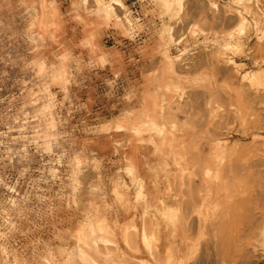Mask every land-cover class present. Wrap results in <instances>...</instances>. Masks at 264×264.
I'll use <instances>...</instances> for the list:
<instances>
[{"label": "rangeland", "instance_id": "1", "mask_svg": "<svg viewBox=\"0 0 264 264\" xmlns=\"http://www.w3.org/2000/svg\"><path fill=\"white\" fill-rule=\"evenodd\" d=\"M110 1L0 0V264H264V0Z\"/></svg>", "mask_w": 264, "mask_h": 264}, {"label": "bare ground", "instance_id": "2", "mask_svg": "<svg viewBox=\"0 0 264 264\" xmlns=\"http://www.w3.org/2000/svg\"><path fill=\"white\" fill-rule=\"evenodd\" d=\"M113 1H114V0H112V1H110V2H113ZM110 2H109V3H110ZM115 2H116V1H115ZM103 3H105V2H103ZM113 3H114V2H113ZM113 3H112V5H113ZM115 4L117 5L118 2H116ZM101 5H105V4H101ZM112 5H110V6L107 5V6H109V7L107 8V6H105V8H107L108 11H110V8H111ZM112 8L114 9V5H113ZM111 10H112V9H111ZM242 11H243V10H242ZM243 13H244V12H243ZM110 14H111V12H110ZM244 15H245V14H244ZM242 16H243V15H242ZM234 64H235V63H234ZM258 77H259V76H258ZM259 79H260V78H259ZM257 87H258V86H257ZM256 90H257V88H256ZM257 91H258L259 93L262 94L261 96H262L263 98H260V97H259V98H260V100H261V99L263 100V99H264V95H263L264 90L261 89V88L259 87V89H258ZM253 95H254V94H253ZM197 98H198V97H197ZM251 98H252V97H251ZM253 98H254V97H253ZM259 98H258V99H259ZM252 101H254V100L252 99ZM256 101L258 102V100L255 98V102H256ZM262 102H263V101H262ZM174 123H175V122H174ZM174 126H175V125H174ZM222 128H223V127H222ZM244 128H246V126H245ZM158 129H159V128H158ZM168 129H169V128H168ZM242 129H243V128H242ZM215 130H216V129H215ZM223 130H224V129H223ZM247 130H249V129H247ZM217 131H218V130H217ZM217 131H215V132H217ZM242 131H243V130H242ZM245 131H246V129H245ZM211 133H212V132H211ZM217 133H218V132H217ZM215 134H216V133H215ZM219 134H221V133H219ZM227 134H228V133H227ZM180 135L183 136L184 133H183V134H180ZM166 138H167V137H166ZM183 139H184V137H183ZM183 139H182V140H183ZM183 141H184V140H183ZM217 141H218V140H217ZM222 141H223V140H222ZM193 142H194V141H193ZM228 142H229V141H228ZM173 143H174V142H173ZM205 143H206V142H205ZM214 144H215V142H214ZM189 145H190V144H189ZM203 145H204V144H203ZM215 145H216V144H215ZM218 145H219V144H218ZM212 146H213V145H212ZM190 147H191V146H190ZM213 147H214V146H213ZM220 148H221V147H220ZM215 149H216V148H215ZM174 150H175V149H174ZM203 151H204V150H203ZM211 151H212V150H211ZM176 152H178V151H176ZM213 152H214V151H213ZM219 152H220V151H219ZM178 153H179V152H178ZM181 153H182V152H181ZM194 153H195V152H194ZM177 155H178V154H177ZM225 156H227V155H225ZM232 156H234V155H232ZM213 157H214V156H213ZM174 158H175V157H174ZM196 158H197V157H196ZM224 158H225V157H224ZM226 158H227V157H226ZM235 158H236V157H235ZM235 158H233V159L235 160ZM185 159H186V158H185ZM188 160H189V159H188ZM227 160H230V159L227 158ZM227 160H226V162H228ZM189 161H190V160H189ZM196 161H197V160H196ZM231 161H232V160H230L229 162H230V163H233V162H231ZM237 161H238V160H237ZM147 162H148V161H147ZM226 162L224 161V164H223V167H225V168H226V166H227V165L225 166ZM238 163H239V162H238ZM238 163L235 161V162H234V166L237 165ZM241 164H242V162H241L240 164H238V165H241ZM232 165H233V164H232ZM232 165H231V167H232ZM250 165H251V164H250ZM245 166H246V165H244V166H242V167H245ZM248 166H249V165H248ZM251 166H253V165H251ZM251 166H250V167H251ZM254 166H255V165H254ZM256 166H257V165H256ZM181 167H182V172H184L185 169H186V166H185L184 162H182V166H181ZM193 167H194V166H193ZM198 167H199V166H198ZM204 167H205V166H204ZM223 167H222V169H223V170H226V169H224ZM246 168H247V167H246ZM246 168H245V169H246ZM258 168H259V167H258ZM230 169H231L230 172L232 173V171H233L234 169H236V168H233V167H232V168H230ZM230 169H229V170H230ZM232 169H233V170H232ZM237 169H239V167H238ZM180 170H181V168H180ZM239 170H241V168H240ZM247 170H248V168H247ZM253 170H254V169H253ZM256 170H258V169L256 168ZM131 171H132V170H131ZM234 171H236V170H234ZM197 172H198V171H197ZM222 172H224V171H222ZM226 172H227V171H226ZM201 173H203V172H201ZM206 173H207V172H206ZM231 173H230V174H227V175L229 176V175H231ZM237 173H239V172H237ZM245 173H247V172L245 171ZM178 174H179V173H178ZM183 174H185V173H183ZM197 174H199V173H197ZM213 174H214V173H213ZM253 174H255V173L253 172ZM224 175H226V174L224 173ZM227 175H226V176H227ZM181 176H182V173H181ZM198 176L200 177V175H198ZM213 176H215V175H213ZM228 176H227L226 178H229ZM243 176H244V175H243ZM249 176H250V175H249ZM192 177H193V176H192ZM189 178H190V177H189ZM203 178H204V177H203ZM246 178H247V177H246ZM231 179H232V178H231ZM137 180H138V178H137ZM225 180H226V179H225ZM232 180H233V179H232ZM232 180H230V181H232ZM186 181H187V180H185V182H186ZM191 181H192V180H191ZM208 181H209V180H208ZM208 181H207L206 183H208ZM212 181H213V180H212ZM226 181H229V180L227 179ZM201 182H202V181H201ZM260 182H262V181H260ZM224 183H226V182H224ZM185 184H186V183H185ZM193 184H194V182H193ZM209 184H210V183H209ZM228 184H229V183H228ZM237 184L240 185V183H237ZM258 184H259V183H258ZM261 184H262V183H261ZM143 185H144V184H143ZM191 185H192V184H191ZM198 185H199V184H197V186H198ZM210 185H211V184H210ZM212 185H213V184H212ZM233 185H234V187H236V186L238 187V185H235V184H233ZM127 186H128V185H127ZM186 186H188V185H186ZM202 186H203V185H202ZM191 187H192V186H191ZM211 187H213V186H211ZM232 187H233V186H232ZM213 188H214V187H213ZM177 189H178V188H177ZM190 189H191V188H190ZM190 189H189V190H190ZM156 190H157V189H156ZM191 190H196V189H194V188L192 187ZM202 190H203V189H202ZM212 190H213V189H212ZM226 190H227V189H226ZM236 190H237V188H236ZM238 190H239V189H238ZM121 191H122V190H121ZM139 191H140V189H139ZM139 191H138V192H139ZM199 191H200V189H199ZM209 191H210V190H209ZM213 191H215V190H213ZM178 192H179V191H178ZM178 192H176V193H178ZM233 192H234V191H233ZM239 192H241V191H239ZM239 192H238V194H239ZM141 193H142V192H141ZM141 193H140V194H141ZM183 193H184V195H185V192H183ZM190 193H191V192H190ZM195 193H196V192H195ZM212 193H213V192H212ZM235 193H236V192H235ZM119 194H120V193H119ZM140 194H138V195H140ZM144 194H145V193H144ZM178 194H179V193H178ZM205 194H206V193H205ZM205 194H204V195H205ZM233 194H234V193H233ZM150 195H151V194H150ZM146 196H147V195H146ZM200 196H201V195H200ZM221 196H222V195H221ZM227 196H228V194H227ZM237 196H239V195H237ZM118 197H120V196H118ZM180 197H181V193H180ZM230 197H232V196H230ZM240 197H242V195H241ZM240 197H239V198H240ZM136 198H137V197H136ZM193 198H194V197H193ZM203 198H204V197H203ZM211 198H212V197H211ZM215 198H216V197H215ZM252 198H253V197H252ZM158 199H159V198H158ZM198 200H199V199H198ZM252 200H253V199H252ZM136 201H137V200H136ZM194 201L196 202V200H194ZM242 201H243V200H242ZM245 201H246V200H245ZM117 202H118V201H117ZM128 204H129V203H128ZM94 205H95V203H94ZM96 205H97V203H96ZM179 205H180V204H179ZM186 205H187V204H186ZM90 206H91V205H90ZM132 206H133V205H132ZM144 206H145V205H144ZM176 206H177V204H176ZM229 206H230V205H229ZM259 206H260V204H259ZM95 207H96V206H95ZM127 207H128V206H127ZM129 207H131V206H129ZM134 207H135V206H134ZM160 207H161V206H160ZM172 207H173V206H172ZM177 207H178V206H177ZM223 208H224V207H223ZM228 208H229V207H228ZM92 209H93V208H92ZM133 209H134V208H133ZM135 209H136V208H135ZM137 209H138V208H137ZM137 209H136V210H137ZM185 209H186V207H185ZM221 209H222V208H221ZM221 209H220V210H221ZM252 209H253V208H252ZM199 210H200V209H199ZM199 210H198V211H199ZM89 211H90V210H89ZM117 211H118V210H117ZM161 211H162V210H161ZM188 211H189V210H188ZM217 211H219V210H217ZM250 211H251V210H250ZM135 213H136V212H135ZM208 213H209V212H208ZM220 213H222V212L220 211ZM224 213H225V209H224ZM88 214H89V212H88ZM92 214H93V213H91V215H92ZM199 214H200V213H199ZM213 214H214V213H213ZM155 215H156V214H155ZM187 215H188V214H187ZM200 215H201V214H200ZM215 215H216V214H215ZM206 216H207V215H206ZM219 216H220V215H219ZM258 216H259V215H258ZM131 217H132V216H131ZM166 217H167V216H166ZM216 217H217V216H216ZM225 217H226V215H225ZM225 217H224V218H225ZM100 218H101V217H100ZM192 218H193V217H192ZM228 218H229V217H228ZM91 219H92V218H91ZM201 219H202V218H201ZM102 220H103V219H102ZM144 220H145V219H144ZM158 220H159V219H158ZM255 220H257V219H255ZM117 221H118V220H117ZM257 221H258V220H257ZM103 222H104V221H103ZM133 222H134V221H133ZM139 222H140V221H139ZM167 223H168V222H167ZM216 223H217V222H216ZM234 223H235V222H234ZM116 224H118V222H116ZM119 224H120V223H119ZM250 224H251V223H250ZM252 224L255 225L254 223H252ZM126 225H127V227H128V225H130V224H126ZM160 225H161V224H160ZM189 225H190V224H189ZM253 225H252V226H253ZM116 226H117V225H116ZM135 226H136V225H135ZM217 226H218V225H217ZM127 227H126V228H127ZM146 227H147V226H146ZM163 227H164V226H163ZM190 227H191V226H190ZM218 227H219V226H218ZM245 227H246V226H245ZM129 228H130V227H129ZM132 228H134V227H132ZM159 228H160V227H159ZM108 229H109V228H108ZM146 229H147V228H146ZM187 229H188V228H187ZM215 229H216V228H215ZM230 229H232V228H230ZM253 229H254L255 231L259 232L260 234H261V233H264V222H263V221L260 222V223L258 222V223L255 225V227H253ZM130 230H131V229H130ZM226 230H227V229H226ZM242 230H243V229H242ZM250 230H251V229H250ZM135 231H136V230H135ZM139 231H141V230H139ZM155 231H156V230H155ZM120 232H121V231H120ZM120 232H119V233H120ZM124 232H126V231H124ZM128 232H129V231H128ZM144 232H145V230H144ZM144 232H143V234H144ZM226 232H227V231H226ZM91 234H92V233H91ZM126 234H127V233H126ZM154 234H156V233H154ZM129 235H130V234H129ZM132 235H133V234H132ZM126 236H127V235H126ZM154 236H155V235H154ZM158 236H159V235H158ZM169 236H170V235H169ZM95 237H96V236H95ZM100 237H101V236H100ZM130 237H131V236H130ZM133 237H134V236H133ZM165 237H166V236H165ZM103 238H104V237H103ZM126 238H128V237H126ZM137 238H138V237H137ZM106 239H107V238H106ZM108 239H109V238H108ZM142 239H143V238H142ZM158 239H159V238H158ZM103 240H104V239H103ZM124 240H125V239H124ZM127 240H129V239H127ZM133 240H134V239H133ZM168 240H169V239H168ZM83 241H84V240H83ZM93 241H94V240H93ZM86 242H87V240H85V243H82V244H85V245H86ZM88 242H89V241H88ZM111 242L113 243L114 241H111ZM111 242H109V243H111ZM127 242H128V241H127ZM150 242H151V241H150ZM95 243H96V242H95ZM103 243H104V242H103ZM131 243H132V242H131ZM143 243H144V240H143ZM147 243H148V242H147ZM90 244H92V243H90ZM104 244H105V243H104ZM139 244H140V243H139ZM172 244H173V243H172ZM108 245H109V244H108ZM110 245H111V244H110ZM113 245H114V244H113ZM113 245H112V247H114ZM122 245H123V244H122ZM128 245H129V243H128ZM137 245H138V244H137ZM150 245H152V243H150ZM118 246H120V245H118ZM132 246H133V245H132ZM154 246H155V245H154ZM82 247H83V246H82ZM96 247H97V246H96ZM129 247H130V246H129ZM135 247H136V246H135ZM135 247H134V248H135ZM137 247H138V246H137ZM141 247H142V246H141ZM95 249H96V248H95ZM120 249H121V248H120ZM130 249H131V248H129V250H130ZM135 249H137V248H135ZM142 249H143V248H142ZM157 249H158V248H157ZM157 249H155V250H157ZM85 250H86V249H85ZM87 250L89 251V249H87ZM93 250H94V249H92V251H93ZM114 250H115V249H114ZM116 250H117V247H116ZM123 250H124V249H123ZM152 250H153V249H152ZM106 251H107V250H106ZM84 252H85V251H84ZM121 252H122V251H121ZM132 252H133V251H132ZM135 252H137V251H135ZM152 252H153V251H152ZM158 252H159V251L157 250V253H158ZM91 253H93V252H91ZM109 253H111V252H109ZM112 253H113V252H112ZM150 253H151V252H150ZM154 253H155V251H154ZM167 253H168V252H167ZM94 254H95V253H94ZM104 254H105V253H104ZM159 254H160V253H159ZM159 254H158V255H159ZM95 255H96V254H95ZM98 255H99V254H98ZM106 255H107V254H106ZM114 255H115V254H114ZM126 255H128V254H126ZM158 255H157V256H158ZM81 256H82V255H81ZM104 256H105V255H104ZM130 256H131V258H132L133 255H130ZM101 257H102V256H101ZM109 257H110V256H109ZM112 257H113V256H111V258H112ZM123 257H124V255H123ZM128 257H129V256H128ZM136 257H137V256H136ZM86 258H87V257H86ZM86 258H85V259H86ZM105 258H106V257H105ZM105 258H103V259H105ZM111 258H109V259H111ZM126 258H127V257H126ZM133 258H135V257H133ZM133 258L131 259V261L133 260ZM149 258H150V257H149ZM158 258H159V257H157V259H158ZM81 259H82V258H81ZM127 259H128V258H127ZM129 259H130V258H129ZM137 259H138V258H137ZM87 260H88V259H87ZM151 260H152V259H151ZM163 260H164V259H163ZM88 261H89V260H88ZM110 261H111V260H110ZM127 261H128V260H127ZM136 261H137V260H136ZM155 261H156V260H155ZM168 261H169V260H168ZM104 262H106V261H104ZM107 262H108V261H107ZM137 262H138V261H137ZM159 262H160V261H159ZM166 262H167V261H166ZM125 263H126V261H125ZM130 263H131V262H130ZM138 263H139V262H138ZM127 264H128V263H127ZM135 264H136V263H135ZM145 264H146V263H145ZM161 264H162V263H161Z\"/></svg>", "mask_w": 264, "mask_h": 264}]
</instances>
